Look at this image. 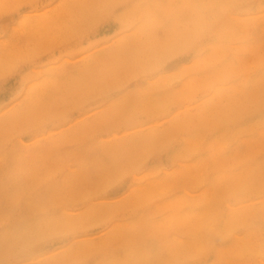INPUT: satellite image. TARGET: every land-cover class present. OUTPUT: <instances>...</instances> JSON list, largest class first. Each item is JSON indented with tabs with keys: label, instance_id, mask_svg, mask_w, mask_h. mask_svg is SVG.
<instances>
[{
	"label": "rangeland",
	"instance_id": "obj_1",
	"mask_svg": "<svg viewBox=\"0 0 264 264\" xmlns=\"http://www.w3.org/2000/svg\"><path fill=\"white\" fill-rule=\"evenodd\" d=\"M0 264H264V0H0Z\"/></svg>",
	"mask_w": 264,
	"mask_h": 264
}]
</instances>
